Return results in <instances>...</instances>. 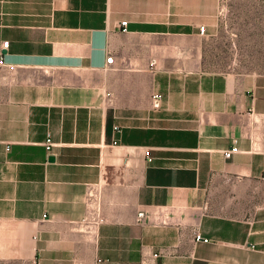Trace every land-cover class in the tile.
I'll return each mask as SVG.
<instances>
[{"label":"crops","instance_id":"crops-1","mask_svg":"<svg viewBox=\"0 0 264 264\" xmlns=\"http://www.w3.org/2000/svg\"><path fill=\"white\" fill-rule=\"evenodd\" d=\"M219 2L0 0V264H264V72L205 66Z\"/></svg>","mask_w":264,"mask_h":264},{"label":"rangeland","instance_id":"rangeland-1","mask_svg":"<svg viewBox=\"0 0 264 264\" xmlns=\"http://www.w3.org/2000/svg\"><path fill=\"white\" fill-rule=\"evenodd\" d=\"M214 35L205 41V66L219 72H264V0H220ZM128 61L119 53L115 70L109 74L110 89L123 101L130 96L139 104L149 97L144 83L129 85ZM132 83V82H131Z\"/></svg>","mask_w":264,"mask_h":264},{"label":"built area","instance_id":"built-area-1","mask_svg":"<svg viewBox=\"0 0 264 264\" xmlns=\"http://www.w3.org/2000/svg\"><path fill=\"white\" fill-rule=\"evenodd\" d=\"M126 21H121L120 28L121 30L125 31L127 30L126 27ZM200 32L204 33V26H200ZM9 41H3L2 46L7 47ZM111 60V58H109ZM151 102L152 106L155 108H159L161 106V95L154 91L151 93ZM45 147L48 151L51 150L52 147V141L50 134L48 133L47 139L45 141ZM239 151L238 146L236 144L228 147L224 151V155L226 157H231L234 153ZM146 154H149V151H146ZM86 208H87V215L84 218V220L92 223L94 226H97L101 221V191L98 186L90 185L87 189L86 194ZM201 236L200 234H196V239H199Z\"/></svg>","mask_w":264,"mask_h":264},{"label":"water","instance_id":"water-1","mask_svg":"<svg viewBox=\"0 0 264 264\" xmlns=\"http://www.w3.org/2000/svg\"><path fill=\"white\" fill-rule=\"evenodd\" d=\"M49 159H50V160H54V156L51 155V156L49 157Z\"/></svg>","mask_w":264,"mask_h":264}]
</instances>
